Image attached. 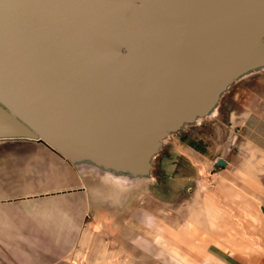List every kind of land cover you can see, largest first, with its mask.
<instances>
[{
  "label": "water",
  "instance_id": "95a60500",
  "mask_svg": "<svg viewBox=\"0 0 264 264\" xmlns=\"http://www.w3.org/2000/svg\"><path fill=\"white\" fill-rule=\"evenodd\" d=\"M260 65L264 0H0V139L150 170L172 125Z\"/></svg>",
  "mask_w": 264,
  "mask_h": 264
},
{
  "label": "crops",
  "instance_id": "0c3cea01",
  "mask_svg": "<svg viewBox=\"0 0 264 264\" xmlns=\"http://www.w3.org/2000/svg\"><path fill=\"white\" fill-rule=\"evenodd\" d=\"M263 71L250 67L234 82ZM227 123L228 144L185 139L163 158V201L139 190L152 181L139 158L0 139V264H155L173 255L264 264V94H247ZM172 190L182 197L176 208Z\"/></svg>",
  "mask_w": 264,
  "mask_h": 264
},
{
  "label": "rangeland",
  "instance_id": "374dc122",
  "mask_svg": "<svg viewBox=\"0 0 264 264\" xmlns=\"http://www.w3.org/2000/svg\"><path fill=\"white\" fill-rule=\"evenodd\" d=\"M250 93L264 94V71L239 82H233L227 87L226 90L220 94L219 100L216 103V106L218 105L217 109H219L218 115L214 114L206 118L198 117L190 122L181 121L176 124V126L172 125V128L166 131L164 133L165 136L161 138V146H159L157 155L151 159L152 181L150 184L142 185L139 190H150L152 196L156 199L161 201L165 200L163 192H166L167 188L163 185L166 183L163 181L160 169L163 158L172 155L175 144H182L185 139L193 140L192 138H202L208 146L211 143V139L215 138L218 143L228 144L230 130L228 129L229 125L227 119L229 114L234 110H241L245 97ZM173 171L175 170L173 169ZM171 174L175 175L177 173L175 171ZM179 192L180 191H176L175 193V191L172 190V193H174V195L176 194V196L171 199V205L173 204L172 207L174 208L178 207L179 201L182 198L179 197ZM155 264H183V261H179L178 256L173 255L171 262L157 261Z\"/></svg>",
  "mask_w": 264,
  "mask_h": 264
}]
</instances>
